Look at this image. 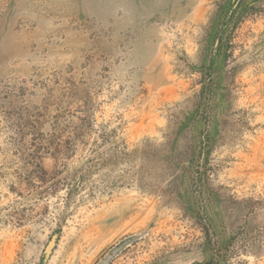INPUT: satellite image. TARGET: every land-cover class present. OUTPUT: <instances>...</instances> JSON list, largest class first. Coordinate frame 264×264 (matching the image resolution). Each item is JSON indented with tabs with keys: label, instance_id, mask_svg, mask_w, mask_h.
<instances>
[{
	"label": "rangeland",
	"instance_id": "rangeland-1",
	"mask_svg": "<svg viewBox=\"0 0 264 264\" xmlns=\"http://www.w3.org/2000/svg\"><path fill=\"white\" fill-rule=\"evenodd\" d=\"M0 264H264V0H0Z\"/></svg>",
	"mask_w": 264,
	"mask_h": 264
}]
</instances>
